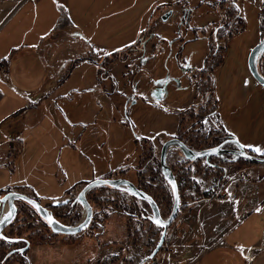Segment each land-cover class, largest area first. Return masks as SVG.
Returning a JSON list of instances; mask_svg holds the SVG:
<instances>
[{"label":"rangeland","instance_id":"1","mask_svg":"<svg viewBox=\"0 0 264 264\" xmlns=\"http://www.w3.org/2000/svg\"><path fill=\"white\" fill-rule=\"evenodd\" d=\"M22 1L0 0V6L9 10ZM124 1L65 0L67 9L58 10L62 21L67 16L71 21L65 26L69 35L63 46L68 55L67 65L87 56L94 57L97 63L104 62L102 66H92L86 60L77 61L78 68L51 99L52 104L48 101L45 105L42 117L37 118L32 111L29 118L23 120L15 131V143L10 150L13 168L0 169V190L22 193L45 207L63 203L69 196L77 198L81 187L95 179L119 177L136 184L143 177L148 181L150 167H155L154 161L159 164L161 145L170 135L179 134L182 141L190 140V124L196 117L188 115L189 111L181 114V110L191 104H199L200 108L206 104L212 108L215 99L219 110L221 107L227 111L225 121L222 116L225 113L220 114L225 127L236 131L240 138L249 139L253 146L263 145L264 121L258 123L253 118L250 121L249 115L243 117L247 111L240 112L244 108L251 110L250 98L242 99L240 93L242 80L249 74L248 53L264 35L263 0H233L240 10V19L235 16L232 0H169L168 5H157L156 1L163 0H153L152 11L158 6L159 11H175L180 17L160 22L158 14L153 16L151 20L156 28H151L153 38L146 45L141 61L142 52L136 47L140 48L138 43L143 38L139 40L140 37L134 35L137 10L133 6L122 10L120 5ZM258 2L262 4L258 6ZM66 10L70 15H64ZM184 13L187 18L182 25L180 20ZM219 24H224V28L217 30ZM72 32L74 34L70 35ZM128 32L133 42L137 40L136 44L126 50L131 44L117 48L119 50L114 52H120L110 55L112 50L100 51L84 39L75 40L76 34H90L93 43L100 46L115 42L118 36L126 37ZM225 45L223 59L213 72V93L208 78L197 75L193 82L198 92L195 89L193 93L191 77L185 70L198 68L209 51L212 60L208 67L212 68L218 59L213 53L215 46L222 49ZM179 51L177 60L175 56ZM259 60L258 70L263 73V52ZM96 70L98 75L94 73ZM111 78L113 87L108 80ZM129 94H133L134 99L127 106ZM212 126L209 120L203 131ZM135 135L148 140L136 142ZM199 140L193 143L201 148L205 142ZM166 161L170 169L173 167L172 173L182 167L188 169L189 179L195 182L182 188L183 205L223 186V181L219 183L216 179L218 173L208 172L203 161L187 168L184 155L177 147L169 149ZM245 167L249 166H234L229 175ZM91 196L92 221L78 234H54L42 224L34 223L29 227L25 225L27 221L19 229L16 225L15 230L7 229L11 235L18 232L30 235L34 247L29 252L25 247L20 251L29 256L28 260H22L21 254L4 257L0 249V264H145L157 241V229L140 217L132 220L124 214L123 207L128 206L126 212L133 207L129 196L104 188ZM110 200L116 201L109 203ZM78 204L70 214L61 210V214L68 215L66 222L79 213L74 223L65 226H74L83 218L84 208ZM137 205L139 211L152 217L148 205L141 201ZM5 207L8 209L6 202L0 205V219ZM188 210L184 207L180 216ZM7 237L8 243L16 240ZM156 256L169 264L176 259L174 254L166 253L165 245Z\"/></svg>","mask_w":264,"mask_h":264},{"label":"crops","instance_id":"2","mask_svg":"<svg viewBox=\"0 0 264 264\" xmlns=\"http://www.w3.org/2000/svg\"><path fill=\"white\" fill-rule=\"evenodd\" d=\"M152 1L126 0L120 5L122 10L131 6L136 8L138 21L134 35L138 39L147 33H153L151 28H156V24H152L153 16L158 14L157 21L162 22L161 17L169 11L161 12L158 6L152 11ZM58 2L24 0L9 10L0 6V61H8L7 76H0V169L9 166L13 168L10 150L15 143V131L23 124V120L29 118L32 111L37 118L42 117L45 105L48 101L52 104L51 99L62 90L63 84L78 68L76 62L86 60L92 66L98 65L91 55L77 58L75 63L73 61L67 65L68 55L63 46L68 42L69 35L65 26L71 21L67 16L63 23L62 17L58 16V10L67 9L65 0ZM156 2L157 5H168L169 0ZM261 4L258 2V6ZM234 8L240 19L239 8L237 5ZM68 14L70 15V11H64L65 16ZM177 16L172 11L167 21ZM72 34L74 33L70 35ZM76 36L75 40L84 39L93 49L112 50L108 55L118 53L120 51L114 50L131 44L124 49L126 50L137 42L132 41L129 32L128 37L118 36L115 42L101 43L100 46L93 43L90 34L85 35L86 37L81 34ZM94 73L98 75L99 71ZM108 80L113 87V79ZM241 87L242 99L249 97L251 100V110H240L242 113L247 111L243 117L249 115L250 121L252 118L258 123L264 121V87L250 74L244 77ZM218 107L219 105L217 109L220 121L221 113H225L222 115L225 121L227 111H223L221 107L219 110ZM221 125L236 141L251 145L249 139L240 138L236 131L225 127L222 122ZM263 134L264 131L261 135ZM260 148L264 150V143ZM234 166L233 163L227 164L223 186L215 190L216 197L199 201L166 228L162 245H165L167 254H174L176 257L170 264H264V165L243 168L240 173L247 175L246 180L238 179L240 173L229 175ZM258 208L259 212L256 211ZM241 248L245 250L243 255ZM159 262L169 264L168 261Z\"/></svg>","mask_w":264,"mask_h":264},{"label":"water","instance_id":"3","mask_svg":"<svg viewBox=\"0 0 264 264\" xmlns=\"http://www.w3.org/2000/svg\"><path fill=\"white\" fill-rule=\"evenodd\" d=\"M264 2V0H263ZM172 14V11L169 10L166 12L162 17L161 21L166 22L170 15ZM264 49V36L258 42L249 52L248 57H247V69L249 74L252 76V78L262 87H264V78L260 75V73L257 70V57L261 53V51ZM229 143H232L234 145V148H221L220 146L210 148L204 151L196 152L190 148H188L182 141L176 138L169 139L165 141L161 148H160V153H159V165L160 169L162 172V175L166 182L168 183L172 196H173V205L170 214L166 219H163L160 215L159 208L156 204V202L147 195L146 193L142 192L138 188L134 186L132 182H130L127 179L124 178H117V179H95L90 182H88L78 193L77 195V201L83 206L84 208V216L81 219L79 223H77L74 226H65L58 221H56L51 213L46 210L41 204L39 203L38 200L31 198L29 196H26L22 193L19 192H9L6 196V199L3 198V202L7 203L8 211L12 212L13 215L9 221H6L5 223L0 224V233L2 230L13 220V218L16 216L17 213V207L15 205V200H21L24 203L28 204L31 206L38 214L39 216L44 220V222L47 224L49 229L51 230L52 233L54 234H64V235H75L83 230H85L91 221L92 218V208L86 198V194L89 190H91L94 187L97 186H108L114 189H121L124 190L126 193L136 197L138 200L144 201L149 208L151 209L152 212V222L163 229L161 239L159 243L157 244L156 248L150 253L148 256V259L155 257L158 254V251L162 247V244L164 242L165 238V230L168 226L171 225V223L174 221V219L177 216V213L180 208V198H179V193H178V185L175 180V177L170 169V167L167 164L166 161V156L170 148L177 147L179 150L182 152L184 157L190 160H196L200 158H208V157H213V156H222V155H229V156H234V160L232 163L238 159H243L246 162L252 164V165H264V156H258V155H253L248 153L244 148H240L237 144V141L235 139L229 140ZM215 150V151H214ZM197 153H200L201 155H197ZM231 163V162H228ZM169 180L173 181L175 184V192H173L172 185L169 183ZM23 197V199H21ZM31 201L32 203H29ZM33 204L37 205L38 207H33ZM51 217L55 223L49 224L48 223V218ZM156 220L161 221V224L163 226L157 225L155 223ZM86 225V227H84Z\"/></svg>","mask_w":264,"mask_h":264},{"label":"trees","instance_id":"4","mask_svg":"<svg viewBox=\"0 0 264 264\" xmlns=\"http://www.w3.org/2000/svg\"><path fill=\"white\" fill-rule=\"evenodd\" d=\"M261 54H262V52L260 53L258 59L261 57ZM259 63H260V60L257 61V70H258V67L260 66ZM258 72L264 78V71H263V73H261L258 70ZM223 133L225 135H228L226 132H223ZM246 151L248 153H250V154L255 155V153H253L250 150H246ZM184 161H185V163L187 165V168H188V166H190L191 164L199 163L200 161H203L207 165L208 158H200V159H196V160H190V159H187L186 157H184ZM237 162L239 163V165L242 164V165H245V166H258V165H252V164L246 162L243 159H238ZM154 163H155V161L153 162V165L155 167L151 166L150 170H149L150 176H151V178L149 177L150 180L147 181L145 178L142 177V179L140 181L136 182V184L133 183V182L132 183L134 184V186L136 188H138L142 192H144L147 195H149L150 197H152V199L156 202V204H157V206L159 208L161 217L164 216V215L168 216L170 214V212H171L172 205H173L172 192H171V189H170L168 183L166 182V180L164 179V177L162 175V172H161L159 164L157 162L155 164ZM226 165H227V163H224L223 167H221L220 170L216 171L218 173L216 179H217V181L219 183L225 179V175H226L225 168H226ZM172 168L173 167H171V169ZM215 168H216V166L214 165V166H212L210 168H207V171L208 172L209 171H214ZM241 170H242L241 168H237L234 171V174L240 173ZM173 175H174L175 180H176L177 185H178V193H179V197H180V208H179V211H178L177 216L174 219V221L179 218L180 213L183 211L184 207H187V209H190L193 205H195L199 201L207 200V199H211V198L213 199L214 197H216V194H217L216 192H212L211 194L210 193L209 194L208 193L207 194L204 193V194H202V196H200L198 198H193L190 203L183 205L182 204V198H181V192H182L181 190H182V188H184L186 185H187L186 187H189V186L195 184V182H194V180L189 179L188 169H185L184 167H182L181 170H179V172L173 171ZM181 178L186 182V184H184V181L181 183V181H180ZM101 188L102 189L104 188V189H107V190H112L113 192H115L117 194H124V195L129 196V198L133 201V207L128 209V210H130V212H126L125 210H126V208L128 206L124 205L125 206V207H123L124 208L123 210L125 212L124 214L126 216H128L132 220H137L140 217L141 219L148 221L149 225H151L152 227H155L157 229L158 238H157V241H156L155 245L153 246V249L151 250V252H152L156 248L157 244L159 243V241L161 239L163 229H161L160 227L156 226L152 222L151 217L146 216L144 213H142L141 211L138 210V205L137 204H138V201H141V200H138L136 197L126 193L124 190L114 189V188L102 185V186L94 187V188H92L91 190H89L87 192L86 198H87L89 203L92 202V196H91L92 193L94 191H97L98 189H101ZM9 191H13V190H11V189H8V190L2 189L0 191V204H1V198L3 196H5L7 194V192H9ZM115 201L116 200H110L109 203H112V202H115ZM118 201H120V200H118ZM66 202L67 203L63 202V203H58L56 205H47V206L44 207L46 210H50V213H51L52 217L56 221H58L59 223H61L63 225L67 224V223H74L79 217V213L77 212V214H75L73 217H69V220H70L69 222H66L68 215H63L61 213H63V211H65V212H69V214H70L71 210H74V207L79 205L78 201H77V198L71 197V196H69V199L66 200ZM141 202L144 205L147 206V204L144 201H141ZM17 203L18 204H17L16 216L13 218V220L0 233V235H2V236L7 237V235H8V236H11L14 240L15 239L16 240L14 242H12V243H10V242L8 243L6 240L0 239V249H1V253L3 254L4 257H6V256L7 257L8 256L14 257L15 254H18V255L21 254L20 258H22V260H28L29 256L27 258L26 256L22 255V253L20 251H21V249L23 247H25L28 252L30 250H32V248L34 247L33 246L34 243H33V241H31V236L30 235L23 236L21 232H18V233H15V234L11 235V234L7 233V229H10L12 231L13 228H14V230H15L16 229L15 225L19 229V228H21L23 226V223L25 221H27V223L25 225L29 224V227L32 226V224L34 225V223L35 224H42L44 227H46L48 229H49V227L47 226V224L44 222V220L39 216V214L31 206H29L28 204L24 203L21 200H18ZM61 210H63V211H61ZM59 235L66 236L64 234H59ZM8 252H10V253H8ZM111 255L114 256L115 254H111ZM8 259L6 258V260H8Z\"/></svg>","mask_w":264,"mask_h":264},{"label":"flooded vegetation","instance_id":"5","mask_svg":"<svg viewBox=\"0 0 264 264\" xmlns=\"http://www.w3.org/2000/svg\"><path fill=\"white\" fill-rule=\"evenodd\" d=\"M231 4H232V6L233 5L236 6L235 3H233V0L231 1ZM185 15H186V13H184L183 18L180 20L182 25L183 24H186L185 22H186V18L187 17ZM235 16L237 18V14H235ZM178 17H180V15ZM224 26H225L224 24H219L216 29L218 30V29L224 28ZM152 37H153V34H151V33H147L146 35L140 37L139 40H141V38H143L138 43V44H140V48H137L136 47V50H140L142 52V58L140 59V61L143 60L146 45L148 44V42L151 40ZM153 48H154V46H153ZM215 48L216 49H214V52H213V53H215V55L213 53H212V55H214L216 58L218 57V59H217V62L214 64V66L212 68L211 67L210 68L208 67L209 61L212 60L211 53L209 51L207 53V55L201 61V63H200V65H199L198 68H195L193 70H191V69L185 70L186 72L189 73V75L191 77V83L190 84L192 85V91H193V93H194V90L195 89L196 90L198 89V88H194V82H193L194 79L196 78V75L199 76V78L201 76L208 78L207 80H209L211 82L212 93H213V86H214L213 72L217 68V66L221 63V61L223 59V54H224V52L227 49V45L223 46L222 49L220 48V46H215ZM182 49H183V47L181 48V50ZM180 51L175 56L177 60L180 57ZM218 51H219V54H217ZM261 52H264V49ZM259 55H258V57H259ZM258 57H257V61H258ZM98 65L102 66V62L100 61L98 63ZM195 92L197 93L198 90L195 91ZM133 99H134V95L133 94H129L128 95V98H127V101H126L127 106H130L131 105ZM200 104H202V103H200ZM205 105L206 104H204V106H201V108H200V105L199 104H196V105L195 104H191L189 107H186L183 110H181V111H183V112H181V114L184 113V111H189L188 115L192 116V118H195L196 117L195 121L191 122V124H190V126H191L190 127V131L192 133H190L189 135H191L190 136V140L191 141L189 139H187L186 141H182L181 140V136L179 134H172V135L169 136V138L167 140L172 139V138L179 139L188 148H190L192 150H195V151H198V152L204 151V150H207V149H210V148H214V147H217V146H220L221 148H234V145L232 143H229L228 142L229 140H233L234 138H232V136L230 134H228L224 130L223 126L221 125V121H220V117L218 115V109H217V106H218L217 100L216 99L214 100V106L212 108H210L209 106L206 107ZM209 120H210V122L211 121L213 122L212 128H207V130L203 131L204 124H206ZM223 132H226L228 135H225ZM199 139L202 140L203 142H205L204 143V146L201 147V148H198L197 146H195V143H193V142H196V140H199ZM144 140L147 141L148 139L142 138V137H140L138 135H135L134 136V141H136V142L144 141ZM234 158H235L234 156H229V155H222V156H219V157H217V156L208 157V163H207V165L204 163L205 169L210 168V167H212V166L215 165L216 168H215L214 171L216 172V171L220 170L221 167H223L224 163H227V164H229L228 162H231L232 163V161L234 160ZM233 164L235 166L239 165V163L237 162V160L234 161ZM119 172L122 173V171H119ZM86 184L87 183H85L81 187V189ZM9 192H12V191H9ZM9 192H7V194ZM7 194L1 198V204L4 203L3 202V198L6 199ZM17 202H18V200H15L16 207H17V204H18ZM92 216H93V211H92ZM91 221H92V218H91ZM91 221H90V223H91Z\"/></svg>","mask_w":264,"mask_h":264},{"label":"snow or ice","instance_id":"6","mask_svg":"<svg viewBox=\"0 0 264 264\" xmlns=\"http://www.w3.org/2000/svg\"><path fill=\"white\" fill-rule=\"evenodd\" d=\"M246 83H247V82H246ZM237 144H238V146H239L240 148H242V149H243V148H249V149H251V150L254 151V152L264 154V150H262L259 146L245 145V144L239 143V141H237ZM214 151H215V150H214ZM197 155H201V154H200V153H197ZM169 183L172 185L173 192H175V184H174V182L171 181V180H169ZM21 199H23V197H21ZM29 203H32V202L29 201ZM65 203H67V202L65 201ZM33 207H38V206L35 205V204H33ZM256 211L259 212L260 209L258 208V209H256ZM12 215H13V213H12L11 211L8 212V214H7L3 219H0V224L5 223L6 221H9V220L11 219ZM48 223L51 225V224L55 223V221H53L52 218L49 217V218H48ZM155 223H156L157 225L163 226V225L161 224V221H159V220H156ZM84 227H86V225H84ZM0 239H2V240H8L9 238L0 235ZM10 242H11V241H10ZM244 251H245V250H244L243 248H241V254H242V255L244 254ZM249 251H250V250H249ZM245 259H250V258H249V257H245Z\"/></svg>","mask_w":264,"mask_h":264},{"label":"built area","instance_id":"7","mask_svg":"<svg viewBox=\"0 0 264 264\" xmlns=\"http://www.w3.org/2000/svg\"><path fill=\"white\" fill-rule=\"evenodd\" d=\"M7 67H8L7 60L0 61V76L1 77L7 76ZM238 179L246 180L247 175L245 173H240L238 175ZM145 264H161V263L159 262L157 257H153V258L148 259Z\"/></svg>","mask_w":264,"mask_h":264},{"label":"bare ground","instance_id":"8","mask_svg":"<svg viewBox=\"0 0 264 264\" xmlns=\"http://www.w3.org/2000/svg\"><path fill=\"white\" fill-rule=\"evenodd\" d=\"M8 209L5 207L2 211L1 219H3L8 214Z\"/></svg>","mask_w":264,"mask_h":264}]
</instances>
